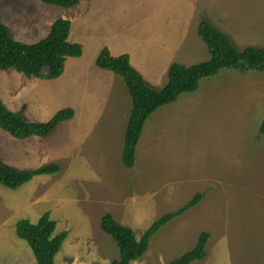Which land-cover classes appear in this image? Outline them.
<instances>
[{
    "label": "rangeland",
    "instance_id": "rangeland-1",
    "mask_svg": "<svg viewBox=\"0 0 264 264\" xmlns=\"http://www.w3.org/2000/svg\"><path fill=\"white\" fill-rule=\"evenodd\" d=\"M56 18L70 21L68 40L82 46L80 57L66 58L61 76L0 71V99L26 120L74 110L45 138L18 139L0 129L3 163L60 166L17 189L0 185V264H35L15 224L35 223L44 213L56 223L53 235L65 233L56 264H110L118 250L100 228L106 212L140 238L197 192L203 198L162 226L130 264H167L191 250L201 232L209 234L206 255L190 264H264V72L223 69L158 108L128 168L121 152L131 100L122 78L94 63L104 46L127 53L147 84L161 89L171 63L209 58L196 32L201 19L237 50L264 47V0H79L66 9L0 0V22L22 43L44 37Z\"/></svg>",
    "mask_w": 264,
    "mask_h": 264
},
{
    "label": "trees",
    "instance_id": "trees-1",
    "mask_svg": "<svg viewBox=\"0 0 264 264\" xmlns=\"http://www.w3.org/2000/svg\"><path fill=\"white\" fill-rule=\"evenodd\" d=\"M45 5L71 8L79 0H40ZM70 21L56 18L47 34L32 43L14 40L9 29L0 22V71L13 69L27 78L45 80L56 79L64 71L67 57H80L82 46L68 40ZM197 35L206 45L209 58L202 62L185 66L173 62L167 70V80L161 89L149 86L144 77L131 65L129 55H112L107 47L101 48L95 57V65L122 78L131 100L121 152L125 167H132L135 161L136 145L144 124L152 113L164 105L175 102L182 93L195 92L202 79L210 78L223 69H234L241 73L264 72V47L249 46L237 50L230 38L218 30L208 20L197 24ZM74 110L65 107L57 110L47 121H28L20 112L10 110L0 99V129L18 139L29 137L45 138L51 135L61 122L71 119ZM264 135V119L258 128ZM60 170L55 163L36 168L17 169L0 161V185L17 189L37 175H52ZM204 196L197 192L189 202L176 211L168 212L156 219L137 238L134 231L120 224L110 212L100 219L101 230L110 235L118 250V257L110 264H130L140 259L149 247L151 237L167 222L196 205ZM55 221L49 214H42L35 223L20 219L15 224L16 235L24 240L32 251L35 264H56L55 256L65 238V233L53 235ZM209 234L201 232L195 246L167 264H190L205 257V246Z\"/></svg>",
    "mask_w": 264,
    "mask_h": 264
},
{
    "label": "crops",
    "instance_id": "crops-1",
    "mask_svg": "<svg viewBox=\"0 0 264 264\" xmlns=\"http://www.w3.org/2000/svg\"><path fill=\"white\" fill-rule=\"evenodd\" d=\"M123 54V53H122ZM113 55V54H112ZM120 55V54H119ZM129 55V54H128ZM169 67V66H168ZM35 262V261H34Z\"/></svg>",
    "mask_w": 264,
    "mask_h": 264
}]
</instances>
